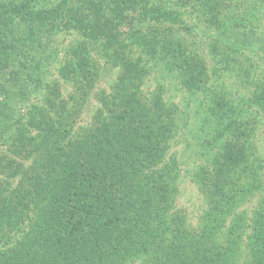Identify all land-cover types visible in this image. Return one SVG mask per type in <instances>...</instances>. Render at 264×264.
I'll return each instance as SVG.
<instances>
[{
	"label": "trees",
	"instance_id": "trees-1",
	"mask_svg": "<svg viewBox=\"0 0 264 264\" xmlns=\"http://www.w3.org/2000/svg\"><path fill=\"white\" fill-rule=\"evenodd\" d=\"M260 16L264 0H0V264H264L255 139L264 74L248 73L264 40L253 27ZM127 21L121 44L114 22ZM197 25L219 68L249 85L240 101L208 93L215 69L187 37ZM59 34L74 36L54 44ZM141 53L200 101L195 150L210 164L193 172L206 202L196 226L175 203L178 112L143 90ZM243 53L250 69L234 70ZM98 56L123 69L99 97L103 109L75 130L95 92Z\"/></svg>",
	"mask_w": 264,
	"mask_h": 264
},
{
	"label": "rangeland",
	"instance_id": "rangeland-1",
	"mask_svg": "<svg viewBox=\"0 0 264 264\" xmlns=\"http://www.w3.org/2000/svg\"><path fill=\"white\" fill-rule=\"evenodd\" d=\"M260 14L262 15V13ZM260 18L261 19L259 21L253 23L254 30H261L262 28H264V19L262 18V16H260ZM185 19H187L189 23L193 22V19L190 18V16H186ZM114 23L118 24V26H116V29L119 32L120 42L121 44H123L126 41V35L123 34V32L128 31L129 23L128 21L124 22L125 25H121L118 22ZM174 27L175 30H178V33L182 35L180 26L174 25ZM200 28V25L199 27L198 25L195 26L190 34L187 33V37L194 43L196 42V45L199 46V49L203 52V55L207 59L210 70L211 68L213 70L215 69V72L211 71V77L209 79L211 80V82H209L208 84L211 86L207 87L208 93L212 90L218 91V89H221L223 91H226V94H224V97L215 95L214 97L217 102H222V100L225 99V96L232 97L236 102L240 101L241 96H245L246 94H248L249 85L247 87L246 84L240 82L237 77L231 76L230 74L225 73L222 69L219 68L218 62H220L221 59L219 56L214 54V51H209L212 48L211 39L204 35ZM67 35L70 34H59L57 35L58 37L55 36L56 41L54 40V44L56 42L60 44V42L62 41V44L64 45L69 43L71 37H73L74 35ZM259 41H263L262 48L259 50L256 49V51L253 52L254 58L252 60V69L247 66V55L243 53L235 57L236 61L233 63L234 70H236L237 65H241L244 67L246 66L248 69H250L248 70V73H251L252 71L254 73V76L261 77L264 74V40L261 37ZM89 43L92 44L93 42L89 41ZM111 47L113 48L114 45H112ZM133 54H139L134 46ZM141 56L146 63L145 67L147 69V75L145 76V80L142 85L143 90L146 93L157 92L161 94L164 97V100L175 105L176 112H178V129L176 131V135L174 137L171 148L172 157L177 163L178 168V176L176 178L177 194L175 196V203L184 214L190 225L196 226L200 222V217L202 215V211L206 206V202L203 192L193 181V172L196 171L198 169V166L200 165L210 164V162L206 163L207 161L203 160V158H199L196 153L197 151L195 150L197 149L198 140V138H196L195 131V125L198 115L197 113H195V111H198L200 101H198L197 103V100H192L189 94L190 91H188L185 86H183L181 79L176 75H171L169 72H167L162 63H160L158 60H153L150 54H143ZM97 60L99 61L98 64L100 75L94 87L95 92L91 95L88 106L80 115V122L75 127V130H79V127H81V125H86L87 123L92 121L93 117L103 109L104 102L102 99L111 92L118 75L123 69V67L118 65V63L116 62L114 64H112L111 61L104 63L101 56H98ZM55 71V64H53L50 67V73L48 77L51 79L57 78V74L55 73ZM244 78L245 76H243L241 79L245 80ZM70 90L71 88L66 85L64 93L68 95V93H70ZM100 96H102L103 98L99 99ZM199 98L202 99V97ZM205 99L207 100L206 102ZM201 103L203 104L204 108L208 106V98L205 97L204 100L201 101ZM257 117L259 118V115H257ZM254 119L256 118L254 117ZM257 129V136L255 138L256 144L259 151L261 152V155L264 157V133H261L262 131H264V123L259 122ZM225 144L227 145L229 144V142ZM213 154H217V152H213Z\"/></svg>",
	"mask_w": 264,
	"mask_h": 264
}]
</instances>
